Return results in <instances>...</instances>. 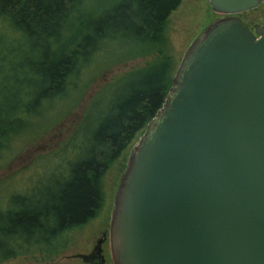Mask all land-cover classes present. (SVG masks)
<instances>
[{
  "label": "water",
  "instance_id": "water-1",
  "mask_svg": "<svg viewBox=\"0 0 264 264\" xmlns=\"http://www.w3.org/2000/svg\"><path fill=\"white\" fill-rule=\"evenodd\" d=\"M223 17L188 47L114 199L113 264H264V0H207ZM99 239L85 264H105Z\"/></svg>",
  "mask_w": 264,
  "mask_h": 264
},
{
  "label": "trees",
  "instance_id": "trees-1",
  "mask_svg": "<svg viewBox=\"0 0 264 264\" xmlns=\"http://www.w3.org/2000/svg\"><path fill=\"white\" fill-rule=\"evenodd\" d=\"M183 1L121 0L89 16L87 0H0V160L11 136L39 120L46 105L78 91L82 74L98 55L110 60L117 55L114 48L138 58L160 45L170 15ZM155 53L158 59L144 73L125 81L130 85L120 97L119 112L100 120L86 154L75 162L60 158L69 177L57 192L12 197L0 210V264L21 256L57 257L68 248L64 235L95 218L102 177L162 106L171 86L170 58ZM90 108L66 143L78 137Z\"/></svg>",
  "mask_w": 264,
  "mask_h": 264
},
{
  "label": "rangeland",
  "instance_id": "rangeland-1",
  "mask_svg": "<svg viewBox=\"0 0 264 264\" xmlns=\"http://www.w3.org/2000/svg\"><path fill=\"white\" fill-rule=\"evenodd\" d=\"M87 1L89 16L101 15L100 13L113 9L121 2V0ZM221 17H223L221 14L211 9L207 0H184L170 15L161 35L163 42L153 47L152 51H148L147 56L126 58L123 49L121 55L114 48L112 50L117 52V55L114 54L112 59L110 56V60L106 61V58L108 59L106 54L98 55L95 63L91 65L92 69L82 74L77 92L71 91L63 98L46 105L39 120L28 122L24 130L11 136L7 142L3 158L0 160V210L8 206L12 197H52L60 184L69 177L64 158H60L65 157L69 162H75L86 154L91 136L98 128L100 120L103 118L111 120L119 112L120 97L125 95L127 86L130 85L125 81L136 72L144 73L146 65L158 59L159 56L157 57L155 52H159L161 58L169 56V63L172 65L170 74L174 77L188 47L210 24ZM238 17L252 31L256 26L264 27V2L256 9ZM120 48L116 47L118 50ZM100 64L104 67L98 69ZM95 100L97 103L92 104ZM122 101V104H126L124 100ZM111 106L114 108L110 112ZM89 107L91 108L86 123L82 125L78 137L69 143L76 147L72 149L66 141L77 129ZM145 128L136 134L130 145L102 177L100 181L102 203L95 218L64 235L68 245L66 251L54 258L21 256L3 264H85L74 257L89 254L104 232L106 233V243L105 241L102 243L104 259L106 264H113L109 228L114 199L133 147ZM64 143L68 146L65 147ZM53 153L56 155L53 156ZM55 156L56 158L52 159ZM29 192L31 194H28Z\"/></svg>",
  "mask_w": 264,
  "mask_h": 264
},
{
  "label": "flooded vegetation",
  "instance_id": "flooded-vegetation-1",
  "mask_svg": "<svg viewBox=\"0 0 264 264\" xmlns=\"http://www.w3.org/2000/svg\"><path fill=\"white\" fill-rule=\"evenodd\" d=\"M109 229H110V228H109ZM103 235H106V233H105V232H104V233H102V234H101V238H102V236H103ZM97 241H98V240H97ZM97 241H96V243H97ZM96 243H95V245H96ZM104 243H106V240H105V242H104ZM93 248H94V247H93ZM101 249H102V246H101ZM102 255H103V257H104L103 251H102ZM105 264H106V262H105Z\"/></svg>",
  "mask_w": 264,
  "mask_h": 264
}]
</instances>
